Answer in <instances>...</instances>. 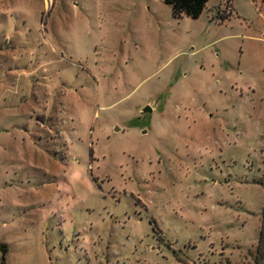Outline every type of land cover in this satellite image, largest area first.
I'll return each instance as SVG.
<instances>
[{
	"label": "rangeland",
	"instance_id": "rangeland-1",
	"mask_svg": "<svg viewBox=\"0 0 264 264\" xmlns=\"http://www.w3.org/2000/svg\"><path fill=\"white\" fill-rule=\"evenodd\" d=\"M263 210L264 0H0V264H264Z\"/></svg>",
	"mask_w": 264,
	"mask_h": 264
},
{
	"label": "trees",
	"instance_id": "trees-1",
	"mask_svg": "<svg viewBox=\"0 0 264 264\" xmlns=\"http://www.w3.org/2000/svg\"><path fill=\"white\" fill-rule=\"evenodd\" d=\"M165 1L172 6L173 13L176 17L187 15L192 18H198L202 14L209 0H165Z\"/></svg>",
	"mask_w": 264,
	"mask_h": 264
},
{
	"label": "water",
	"instance_id": "water-1",
	"mask_svg": "<svg viewBox=\"0 0 264 264\" xmlns=\"http://www.w3.org/2000/svg\"><path fill=\"white\" fill-rule=\"evenodd\" d=\"M151 110H152V108L150 106L145 108V111H151Z\"/></svg>",
	"mask_w": 264,
	"mask_h": 264
}]
</instances>
